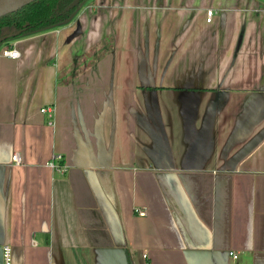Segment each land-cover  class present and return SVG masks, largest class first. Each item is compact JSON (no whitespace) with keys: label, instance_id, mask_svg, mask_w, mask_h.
Wrapping results in <instances>:
<instances>
[{"label":"crops","instance_id":"0c3cea01","mask_svg":"<svg viewBox=\"0 0 264 264\" xmlns=\"http://www.w3.org/2000/svg\"><path fill=\"white\" fill-rule=\"evenodd\" d=\"M0 219L13 264H264V0H86L2 43Z\"/></svg>","mask_w":264,"mask_h":264},{"label":"trees","instance_id":"16d2710c","mask_svg":"<svg viewBox=\"0 0 264 264\" xmlns=\"http://www.w3.org/2000/svg\"><path fill=\"white\" fill-rule=\"evenodd\" d=\"M71 1L33 0L22 8L0 17V36L11 32L17 33L16 38L65 25L74 18L78 8L86 0H80L77 6L65 10Z\"/></svg>","mask_w":264,"mask_h":264},{"label":"water","instance_id":"95a60500","mask_svg":"<svg viewBox=\"0 0 264 264\" xmlns=\"http://www.w3.org/2000/svg\"><path fill=\"white\" fill-rule=\"evenodd\" d=\"M32 1L33 0H0V17L7 15L9 13H12V12L22 8L23 6H25L26 4H28ZM79 2H80V0H72L69 4H67V6L65 7V10H68V9H71V8L77 6L79 4ZM15 36H17V33H11L8 35L0 36V45L2 43H5V41L15 39ZM143 100H144L145 109H146L147 114L149 116V119L143 118V121L145 123L150 121L154 127L153 131L151 130V128H150V130L147 129L148 134H149L150 138L153 140L155 147L157 149H162V150L166 151V147H168L167 136H166V133L164 131L163 124H162V119H161L160 112L158 109L156 96H150V99H149L147 97V95H144ZM201 132H202V130H201ZM11 159L13 161V155H12ZM151 161L153 164V168L157 171V173L165 172L168 174L167 176H171V177H175L174 175H179V172L181 170L185 169L184 167L181 168L180 170L177 169L174 166V164L172 163V160L168 159V158L167 159H152ZM18 162L19 163L21 162V157L19 154H18ZM165 173H163V174H165ZM4 243L5 242H4V234H3V225H2V221L0 219V264H2V260H3V244ZM10 248H11V246H10ZM119 249H120L119 252L122 254V256H118V258L122 261V263H124V262L126 263L125 257L123 255L124 248H119ZM11 254H12V249H11ZM228 254L231 255L235 259L238 257L236 252H228ZM233 254H235L236 256L234 257ZM12 264H13V257H12Z\"/></svg>","mask_w":264,"mask_h":264},{"label":"built area","instance_id":"2783aa9c","mask_svg":"<svg viewBox=\"0 0 264 264\" xmlns=\"http://www.w3.org/2000/svg\"><path fill=\"white\" fill-rule=\"evenodd\" d=\"M206 15V22H210L212 19V9H207L205 12ZM2 54H4L5 56L11 57V58H16L19 55L18 50H16L15 48L12 47H5L2 49ZM40 112H46L48 113V116H52V114L49 113L50 109L47 106H43L39 109ZM49 124H51V120H49ZM61 159V155L60 154H56L54 155L49 161H48V166L57 169V170H63L64 166L62 165V163H59V160ZM13 161L14 162H18V154L14 153L13 154ZM139 214H143L144 211H138ZM233 256L235 257L236 255L233 254ZM2 264H12V254H11V248L10 245L7 243L3 244V260H2Z\"/></svg>","mask_w":264,"mask_h":264},{"label":"flooded vegetation","instance_id":"af4514ba","mask_svg":"<svg viewBox=\"0 0 264 264\" xmlns=\"http://www.w3.org/2000/svg\"><path fill=\"white\" fill-rule=\"evenodd\" d=\"M3 34H4V32H2ZM8 34H11V32L10 33H7V34H4V35H8ZM5 43H7V42H5Z\"/></svg>","mask_w":264,"mask_h":264}]
</instances>
